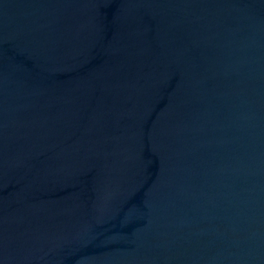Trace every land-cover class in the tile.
Returning <instances> with one entry per match:
<instances>
[{
  "label": "water",
  "instance_id": "water-1",
  "mask_svg": "<svg viewBox=\"0 0 264 264\" xmlns=\"http://www.w3.org/2000/svg\"><path fill=\"white\" fill-rule=\"evenodd\" d=\"M0 264H264V0H0Z\"/></svg>",
  "mask_w": 264,
  "mask_h": 264
}]
</instances>
